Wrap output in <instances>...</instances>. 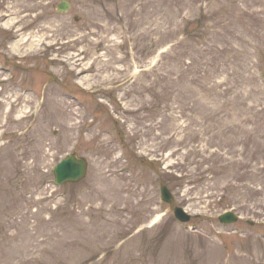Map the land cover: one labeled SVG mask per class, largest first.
I'll return each instance as SVG.
<instances>
[{
	"label": "rangeland",
	"instance_id": "rangeland-1",
	"mask_svg": "<svg viewBox=\"0 0 264 264\" xmlns=\"http://www.w3.org/2000/svg\"><path fill=\"white\" fill-rule=\"evenodd\" d=\"M59 1L0 0V264H264V0Z\"/></svg>",
	"mask_w": 264,
	"mask_h": 264
},
{
	"label": "water",
	"instance_id": "water-1",
	"mask_svg": "<svg viewBox=\"0 0 264 264\" xmlns=\"http://www.w3.org/2000/svg\"><path fill=\"white\" fill-rule=\"evenodd\" d=\"M69 5L66 1H62L57 5L58 11H66ZM86 171V162L84 159L77 157L76 155H68L66 158L62 159L55 167L54 174L57 183L64 181H76L82 178ZM162 198L171 202L172 197L169 191L162 186L161 187ZM174 214L176 218L182 222L189 220V215L180 207L174 208ZM219 220L225 223L233 222L236 217L231 213L222 214Z\"/></svg>",
	"mask_w": 264,
	"mask_h": 264
},
{
	"label": "bare ground",
	"instance_id": "bare-ground-1",
	"mask_svg": "<svg viewBox=\"0 0 264 264\" xmlns=\"http://www.w3.org/2000/svg\"><path fill=\"white\" fill-rule=\"evenodd\" d=\"M84 70L83 69H81L78 73H81V72H83Z\"/></svg>",
	"mask_w": 264,
	"mask_h": 264
}]
</instances>
